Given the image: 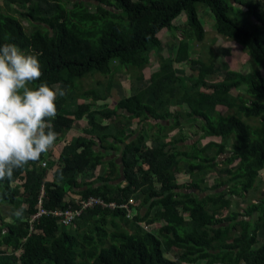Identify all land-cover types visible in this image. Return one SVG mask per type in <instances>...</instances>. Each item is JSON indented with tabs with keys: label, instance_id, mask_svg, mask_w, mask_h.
I'll list each match as a JSON object with an SVG mask.
<instances>
[{
	"label": "trees",
	"instance_id": "16d2710c",
	"mask_svg": "<svg viewBox=\"0 0 264 264\" xmlns=\"http://www.w3.org/2000/svg\"><path fill=\"white\" fill-rule=\"evenodd\" d=\"M3 2L11 12L22 8L18 16L30 31L0 11V45L13 43L37 55L43 75L36 84L64 87L66 95L57 97L51 121L54 146L62 144L57 162L48 151L11 181H0V209L25 208L23 220H7L0 210V264H264V195L242 213L231 210L232 198L253 190L264 169V0H67L70 7L63 0ZM200 4L210 9L215 33L252 59L250 71L210 62L197 75L178 74L175 65L189 63L191 44L206 37ZM182 14L184 39L176 36L172 56L143 80L149 53L161 46L158 34L173 31ZM115 65L135 75L129 96L112 110L97 107L110 97L108 80L103 90L80 91L83 103H76L70 95L76 80L111 76ZM83 120L84 135L64 139ZM145 126L156 133L146 136ZM185 128L200 129L201 138L189 139ZM175 131L180 137L166 142ZM208 139L219 143L202 145ZM112 154L116 159L106 161ZM226 154L219 167L215 161ZM183 172L189 186L178 184ZM211 173L218 178L209 184ZM41 187L46 210L74 209L73 201L89 198L117 207L84 210L69 227L44 216L30 230Z\"/></svg>",
	"mask_w": 264,
	"mask_h": 264
},
{
	"label": "rangeland",
	"instance_id": "374dc122",
	"mask_svg": "<svg viewBox=\"0 0 264 264\" xmlns=\"http://www.w3.org/2000/svg\"><path fill=\"white\" fill-rule=\"evenodd\" d=\"M35 2V0H33ZM3 0H0V11L2 13H12L14 16L18 17V19L22 22V25L25 27V29L30 31V25L29 22L26 19H21L18 14L22 11L21 7H13V12L8 11L6 6L3 5ZM63 3L67 6L70 7V3L67 2V0H63ZM95 3V2H94ZM88 9L91 11H95V8L92 6H88ZM24 10V8H23ZM198 14L201 22L203 23L204 27L206 28V37L205 40L202 43L199 42H193L191 44V49L192 51V57L191 61L189 63H182V64H176L175 69L178 72V74L182 76H188V75H197L198 71L204 66V64H209L210 62H214L217 64V66L221 65H227L228 69L233 70V71H244L248 72L251 70V68L254 66L252 63V59H250L249 55H246V53L243 51V49L235 42L229 41L225 38H222L218 36L213 28L214 25V20L213 16L211 14L210 9L203 4L198 5ZM185 20H187L186 14H182L179 18L176 19L175 23V29L173 31L169 30H164L161 31V33L158 34V39L161 41V46L158 48L156 51H151L148 55V65L142 70V78L143 80H147L148 76L159 69V65L163 63V61L171 57L173 54V49H175V37H179L180 39H184L183 35L185 34L184 29L185 28ZM240 23V21H239ZM246 29H249L247 26L245 27ZM116 65L114 66L113 74L111 76H104L101 74H89L82 79L76 80L75 81V86L78 87L74 91L75 94H70L71 96H74V99H78L76 103L82 104L83 101L80 99L79 92L82 90L86 89H91V88H97L98 90H103L104 88H101L102 86H106V83L109 82L108 80H111L112 82V90L110 92V97L106 102L103 103H98L97 107H103L102 104H106L110 110H112L116 104L117 101L120 99H123V97H127L130 95L131 92V86L134 83L135 80V75L129 74L128 71H126L123 68H116ZM217 74H223V70L221 67H217L216 69ZM210 81H214L216 78L215 76H209ZM80 81V84H79ZM143 81V84H146V82ZM101 85V86H100ZM74 86V87H75ZM64 90L63 88H60V90ZM233 95L237 94V92L232 93ZM73 99L69 100L68 96V101L67 104H71ZM221 113H225L223 109H217ZM67 115H70V112H67ZM98 123H104L101 119L97 120ZM243 122L245 124L248 123L247 120L243 119ZM106 124V123H105ZM150 126L154 125L153 122L149 121ZM142 127V126H141ZM86 128V121L83 120L81 122H76L74 123L73 129H71L64 137L68 140V138H74L78 136H83L84 132L83 129ZM138 128L136 125L131 127V130H136ZM144 130H146V136H150L149 134L151 132H155V130L152 128L150 131L147 132V127H144ZM200 129H190V128H185L184 131L182 132L183 135L186 137L188 136L189 139H193L194 141H198L202 133L200 132ZM199 133V134H198ZM180 137L178 134V131L172 132L168 135V138L165 140L166 142L173 139ZM147 141V139H146ZM209 141H213V143H219V140L217 139H208L205 141H202V145H206L209 143ZM189 143V142H187ZM62 144H56L53 146L49 152L52 153V159L50 161L57 162L58 156H59V149H61ZM202 147V146H200ZM230 151V149H228ZM113 155V154H112ZM119 157V155H117ZM225 157L228 158L229 155L226 154L223 157H220L215 161L219 165V167L224 168L223 163L225 161ZM111 159L110 157L105 159L108 161ZM120 164V163H119ZM100 172L97 170V173ZM101 173V172H100ZM50 175V172H49ZM209 184L212 183L213 177L218 178L215 173L209 174ZM50 179V176L48 177ZM204 179V176H202ZM177 180L178 184L180 185H185L189 186L191 182L190 181V175L186 173H180L177 175ZM259 183L255 186V188L247 193H244L243 195H238V197H233L232 198V205H231V210L233 211H239V212H244L245 208L247 207L248 203L252 201L253 203L259 199V197H263L264 195V169L259 173ZM114 183H117L115 181ZM71 194L70 197H68V200H72ZM76 199V198H73ZM133 202L136 203L135 200H132ZM136 205V204H135ZM2 211V214L7 218V220L12 217V212H13V207H8L4 206L1 207L0 209ZM228 212V211H227ZM222 215H226V211L222 212ZM156 226H159V223L155 222ZM76 225V224H75ZM74 225V226H75ZM75 230L76 228H74ZM108 231L111 230L109 226H107ZM262 235L259 236L260 239L263 237ZM264 239V238H263ZM177 251H172L170 252V257L172 260H178L177 256ZM184 264V263H183ZM204 264V263H200Z\"/></svg>",
	"mask_w": 264,
	"mask_h": 264
},
{
	"label": "clouds",
	"instance_id": "9594fccd",
	"mask_svg": "<svg viewBox=\"0 0 264 264\" xmlns=\"http://www.w3.org/2000/svg\"><path fill=\"white\" fill-rule=\"evenodd\" d=\"M43 75L38 56L13 43L0 45V181L37 162L57 140L51 121L57 116V97L66 92L36 84ZM25 208L12 215L23 220Z\"/></svg>",
	"mask_w": 264,
	"mask_h": 264
},
{
	"label": "built area",
	"instance_id": "2783aa9c",
	"mask_svg": "<svg viewBox=\"0 0 264 264\" xmlns=\"http://www.w3.org/2000/svg\"><path fill=\"white\" fill-rule=\"evenodd\" d=\"M43 168L47 167V162H43L41 164ZM72 202V200H69ZM45 203V194L43 187H41L39 197L37 199V211L35 214L30 216L29 224L30 230L32 229V224L38 221L40 218L44 216H52L54 218L59 219V223L62 226L69 227L73 224V221L76 218H79L84 210H88L94 208L95 206H100L101 208H116L117 205L115 203H104L99 199L89 198L87 200L82 201H73L76 205L74 209H66V210H46L43 205ZM130 205H135V202L130 201ZM120 207L125 208L128 210V216L130 209L127 204H121Z\"/></svg>",
	"mask_w": 264,
	"mask_h": 264
},
{
	"label": "water",
	"instance_id": "95a60500",
	"mask_svg": "<svg viewBox=\"0 0 264 264\" xmlns=\"http://www.w3.org/2000/svg\"><path fill=\"white\" fill-rule=\"evenodd\" d=\"M244 11H245V9H244ZM220 157H223V155H222V156H220ZM116 163H120V161H119V160H116ZM121 169H122V168H120V172H121ZM120 178H121V176H120ZM120 178L117 180V183L121 181V179H120ZM195 192H197V191H195Z\"/></svg>",
	"mask_w": 264,
	"mask_h": 264
},
{
	"label": "flooded vegetation",
	"instance_id": "af4514ba",
	"mask_svg": "<svg viewBox=\"0 0 264 264\" xmlns=\"http://www.w3.org/2000/svg\"><path fill=\"white\" fill-rule=\"evenodd\" d=\"M113 158V157H115V155H110V156H108V158ZM119 179V178H118ZM121 180L123 179V177L121 176V178H120ZM117 181V180H116Z\"/></svg>",
	"mask_w": 264,
	"mask_h": 264
},
{
	"label": "crops",
	"instance_id": "0c3cea01",
	"mask_svg": "<svg viewBox=\"0 0 264 264\" xmlns=\"http://www.w3.org/2000/svg\"><path fill=\"white\" fill-rule=\"evenodd\" d=\"M205 29H206V28H205ZM206 31H207V30H206ZM72 129H73V128H72ZM59 150H60V149H59ZM113 158L116 159L115 157H113ZM113 158H112V159H113Z\"/></svg>",
	"mask_w": 264,
	"mask_h": 264
}]
</instances>
